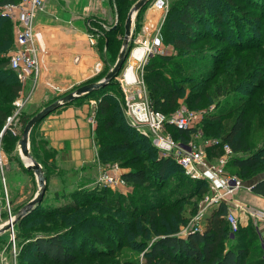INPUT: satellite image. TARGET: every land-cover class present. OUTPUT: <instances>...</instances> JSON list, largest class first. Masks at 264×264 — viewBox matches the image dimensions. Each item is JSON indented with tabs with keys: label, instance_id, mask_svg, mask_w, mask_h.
I'll use <instances>...</instances> for the list:
<instances>
[{
	"label": "rangeland",
	"instance_id": "rangeland-1",
	"mask_svg": "<svg viewBox=\"0 0 264 264\" xmlns=\"http://www.w3.org/2000/svg\"><path fill=\"white\" fill-rule=\"evenodd\" d=\"M156 1L157 0H149L141 9L138 17L133 18L130 40L131 47L118 74L112 79L113 86H105L97 89L85 99L88 100L90 107H92V105L96 104V101H98L102 92L111 93L116 104L114 107V109H117L116 118L117 120L121 119L126 123L127 120L124 114V100L120 81L123 76L126 75L127 69L132 68L133 77L142 81V101H145L150 105L152 101V92L150 91L151 86L148 83L146 84L143 79L145 66L154 58L168 57L170 58V61H168L164 67L160 65H157L156 67L162 75H166L169 78L172 85L176 86L179 93V99L176 107L167 111L163 115L166 120H171L181 111L194 112L197 115L196 121L193 122V128L196 129V133L191 136L189 141L192 143L197 153L204 154L208 160L214 162L217 157H220L224 153L222 148L218 149L219 147L216 146L213 148L212 146L216 145L219 141L220 136L226 130L227 121L232 119L234 115H229L226 118L223 116L219 122H210L207 121L206 118L222 107L236 104L239 95H246V90L251 89L254 85L260 84L261 74L264 73V60L262 59L261 64H257L256 59L257 55L264 51V49L248 50L242 54H237L234 59L231 58L232 60L229 63L230 66H217L216 71L218 73L217 76L219 77L217 82L214 84L212 81V84V82H209L208 77L210 74L208 71L214 69L212 64L213 60L216 57L220 58L223 55L224 49H227L228 44L218 42L219 34L214 32V26L210 23L213 21L211 14L219 11L222 13L224 19L235 20L241 17L240 13L235 12L233 14H227V9L223 12L222 9L215 6V2H219V0H212L207 6L209 15L203 19V23H205L204 25L200 24L199 28V31L202 33H208V38H197V43H190L188 45L190 52L186 55L187 53L183 52V50H176L172 43L174 39L180 38L177 34L180 25L176 23L179 15V7L177 8L176 5L179 0H161L164 3L161 10L155 8L154 4ZM239 3L240 0L237 1L239 7H246V5H244L245 3H242L241 5ZM132 5L133 3L130 4L128 10L122 13L124 17H122L118 23L119 29L116 36L117 43L114 46V51L110 52L105 49L101 45L103 41L101 40L100 42V38H95L96 41L92 47L94 48V51L100 55L99 61L108 62L107 64L105 63L107 69L113 66L121 49L124 21ZM173 6L176 8H173L174 10L171 11ZM95 9L96 8L94 7L89 10L90 13H88V18L94 16ZM239 11L242 10L239 9ZM246 11H252L249 12L252 13V15H248V18L252 19V21L259 17L257 13L253 14V9H245L244 12ZM108 13L109 12L105 13L107 14L106 16L105 14L103 15V20L100 19L103 24L101 26L107 29L111 25V27H117L116 24L118 20L113 22ZM9 20L13 32V44L10 49L11 52L15 49L14 37L15 32L18 29V22L10 17ZM242 22L245 23V25H249L247 21ZM94 25L90 24V27H94V29H97L100 32V29L96 28ZM251 27L252 29H256L255 25ZM94 29L92 28V30L89 31V34H91L89 36H94V33L96 32ZM231 42L236 43L232 40ZM140 47L144 48V55L137 60L131 56V54L134 53L136 48ZM10 52L8 51L7 54ZM234 53L235 52H231V55H234ZM131 64L132 66L130 67ZM232 72L239 73L240 76L235 78V75H233L226 80V73L231 74ZM13 75L14 78L11 81H15L19 85L17 96L12 97V95L6 91L2 94L0 93V101H3L1 104H4L11 109L10 116L13 115V112L16 109L19 111L17 117H15L9 124L10 128H13V130L6 128V130L1 133L3 127L0 128V151L3 161L2 170H0V226L6 223L10 218L14 217L17 213L16 211L32 199L37 191L35 175L31 170L25 168V163L18 146L22 131L20 123L21 117H32L42 108L59 99L47 97L38 100V96H34L36 88L34 79L32 78L33 75H30L24 80H22L21 76L15 72H13ZM250 75H254L256 78L251 79L252 76ZM85 79L86 78L83 79L84 82H91L92 80L90 77L88 80ZM221 79L226 81V83L221 84ZM209 83L212 85L209 86ZM213 86L216 88V93L225 90V94L220 97H213V93H215V91H213ZM45 87L46 89L48 88L47 85ZM76 87L77 86L69 87L70 89H67L66 91L61 90L59 96L66 95ZM56 88L57 86L53 85V88L44 90L46 92L44 95L51 92L50 90ZM238 89H244V91L238 92L236 91ZM207 92L211 93L210 97L203 96ZM199 94L202 95V100L194 109H192L188 106L186 100L189 97L194 100ZM83 99L78 98L75 103L66 104L64 107L54 109L35 125L29 134L28 146L30 154L41 166L43 175L46 179L45 192L41 203L42 207H44V205L62 206L67 198L66 196L70 193L76 191L87 192L94 187H98L95 184L102 167L108 168L116 165L118 166V169L120 168L124 171L130 169V167H121L120 164L122 162L120 161H110L102 164L97 159L99 147L95 140V131L98 125L95 117L96 110L92 107L93 111L89 114L91 117L87 119L88 112L85 108H82L80 104ZM15 102L20 104L18 108L14 106ZM245 107H247L246 104L241 106L240 109H245ZM247 127L250 149L249 152L240 155L247 156L253 151H259L258 153L264 157V107L260 106L249 112ZM134 131L138 133L136 130ZM12 134L16 137L13 140L14 143L9 146L8 137ZM161 134L170 135V129L167 125L164 127ZM109 138L113 137L109 136ZM114 139L115 138H113V140ZM147 139L145 145L141 146L144 147V151L141 154L147 153L145 152L146 147L154 150L152 142L149 138ZM123 155L124 157H127L130 153L123 152L122 156ZM231 156L232 154L227 158V165ZM136 167L138 166H131V168ZM172 173H174L173 175H176L181 172L180 169L174 168L171 175ZM227 173L238 177L241 181L239 191L229 197V200H231L229 204L232 203L231 205L233 206H246L247 208H254L264 212V203L262 205H253L244 200V196L249 193L248 189L250 186L264 176V169L258 171L249 179H241L239 176L235 175L236 170L233 168H228ZM171 175L166 182V186H177V181L171 178ZM122 188L123 189H119L120 191L111 190L112 193L108 197L112 198L116 197V195H121L122 198H129L137 193L130 185H125ZM208 191L202 197H199V199L193 198V200H190L185 204L187 210L192 207L191 204H196V207L195 211L192 212L193 214H189V216L187 215V211L185 212L187 215V221L181 226V234H184V231L190 227H197L200 229L204 227V216L199 221V224H195V217L202 206L204 198L209 193ZM119 203L120 205H123L124 199H122V201L120 200ZM50 206L48 209H52ZM90 208H92V211L89 210L88 213L89 215L92 214V216L86 218L87 221L84 226L77 228L75 232L66 231L62 233V238L66 247L76 252L77 260L74 264H142L143 251L147 249L148 246H140L141 248H137L142 238L137 236L135 240H131V237H129V229L127 232L121 231V226L127 221L125 218L123 219V213H117L109 209H102L101 205L97 203L95 205L93 204V206L88 209ZM37 210H39V208L35 211ZM93 212L101 216L107 215L103 218V222H101V230L96 226ZM32 215L29 216L31 217ZM30 217L27 216V220L30 219ZM36 221V223L25 225L23 228L16 227L15 224L12 230L6 231L0 235V264H23L24 262L42 264L40 262H32L29 258L30 256H28L29 254L22 259L19 257L18 253L22 242L25 239H23V237L17 238V233H22L24 231L32 237L38 231L57 232L70 225H66L67 222L64 223L62 221L50 223H46V221L49 220ZM244 227H249L254 234L258 252L263 255L260 239L262 235H264V222L251 219ZM93 235L97 236V239L99 238L102 240L104 244L100 246L97 239H95V242H90L93 241L91 239ZM236 235L229 237V246L235 242ZM133 241H136L137 245H135ZM106 249L113 250L114 254L108 258L104 257L102 252Z\"/></svg>",
	"mask_w": 264,
	"mask_h": 264
},
{
	"label": "trees",
	"instance_id": "trees-1",
	"mask_svg": "<svg viewBox=\"0 0 264 264\" xmlns=\"http://www.w3.org/2000/svg\"><path fill=\"white\" fill-rule=\"evenodd\" d=\"M238 0H219L215 2V6L224 10L227 9V14L235 12L240 13L237 19H224L219 11L211 14L213 19L210 22L214 27L213 30L218 36V42L228 44L227 49L220 58H215L212 62L213 70L208 71L209 82H217L218 77L217 66L229 65L231 58H236L237 54H242L251 49H264V0H240V5L245 3V8L237 5ZM15 0H0V8L14 3ZM112 6L113 14L116 15L117 27L111 26L107 29L99 26L100 34L99 41L102 46L114 51L116 45V36L118 34L120 19L131 3L136 0H109ZM212 0H179L176 7H179V15L176 23L180 25L177 34L180 38L172 41L176 50H183L188 55L190 43H197V38H208V33L199 31L200 24L204 25L203 19L208 17V4ZM175 6L172 7L176 8ZM241 9L242 11H239ZM253 9V14L257 13L258 18L252 21L248 15H252V11L244 10ZM141 11V10H140ZM140 11L136 15L138 17ZM242 21H247L249 25H245ZM207 22V21H206ZM242 22V23H241ZM208 25V24H207ZM243 25V26H242ZM255 25L256 29L251 26ZM213 32V33H214ZM263 33V34H261ZM228 36V37H227ZM96 40V39H95ZM235 41L236 43H232ZM13 44V32L8 16L0 14V93L9 92L12 97L17 96L19 85L15 81L13 71L8 68L7 52H10ZM231 52H235L231 55ZM264 60V51L257 55L256 63L261 64ZM115 61V59H114ZM113 61V62H114ZM170 61V58H154L145 66L143 74L144 82L149 84L152 92L151 107L154 111L161 114L174 109L179 99V93L176 86L166 75H162L157 69V65L164 67ZM255 62V61H254ZM230 66V65H229ZM107 68L105 70V73ZM103 73V76L105 75ZM235 75L238 78L239 73H226V80ZM251 79L256 78L254 75ZM259 76V75H258ZM257 76V77H258ZM212 82V84H213ZM228 82V81H227ZM226 81L221 79V84ZM209 83V86L212 85ZM113 86L111 80L106 87ZM215 86V85H214ZM213 86V91L216 88ZM238 92L244 89L236 90ZM5 94V93H4ZM89 94L84 95L87 97ZM225 94V90L218 93H213V97H220ZM211 93L207 92L205 97H210ZM83 96V97H84ZM202 95H197L194 100L187 98V104L192 109L197 106ZM81 98V97H80ZM78 99V98H77ZM0 101V128L3 127L6 118L11 113V109ZM246 104L245 109H240ZM115 101L111 93L102 92L96 104L95 117L97 119V127L95 131V140L98 144L97 159L103 164L104 162L120 161L121 167H130L128 171L121 175L125 185L132 186L136 190V195L131 197H108L112 192L107 187H94L91 190L76 191L67 195L62 206H41V202L27 215L22 217L16 227H24L25 225L36 223V220H49L50 222H67L68 227L57 232L38 231L32 237L26 232L17 233V238L23 237L19 250V257L30 256L32 262L42 264H74L77 260V255L74 250H70L64 244L62 233L66 231H76L77 228L84 226L89 215V207L100 204L102 209H109L117 213H123V219L127 220L121 226V231L127 232L129 229V237L131 240L141 237V242L137 248L148 246L143 251L142 264H264L262 255L258 252L254 234L249 227H240L235 233L236 239L232 245H228L230 236L229 228L225 221L227 214V205L220 203L207 216L203 217L204 227L197 231L187 229L184 234H181V226L187 221L186 216L193 214L196 204H191L189 210L185 208V204L193 198L199 199L207 191V183L203 180L190 179L184 174L183 169L170 157H161L156 149L146 147V154H141L144 151L146 137L140 133H136L128 123L123 120H117V109ZM264 107V73L261 74L259 85H254L251 89L246 90V95H239L236 104H231L228 107H222L216 112L210 114L206 119L210 122H219L221 118L234 115L227 121V127L224 133L220 136L216 145L221 149L223 145H227L232 156L229 159L226 169L233 168L236 170L237 176L241 179H249L258 171L264 169V157L258 152L253 151L247 156L240 154L249 152L250 140L247 136L249 120V112ZM31 117L22 116L20 123L22 130ZM170 129V135L175 140L188 142L196 129L193 127L179 129L171 125H167ZM22 133V131H21ZM109 136L115 138H109ZM115 136V137H114ZM15 135H9V146L14 143ZM148 140V139H147ZM260 149V148H259ZM221 151V150H220ZM123 152H129L127 157L122 156ZM131 166H138L131 168ZM180 169V174L173 175L172 170ZM177 181V186H166L169 176ZM166 180V181H165ZM166 186V187H165ZM152 190V191H150ZM251 192L261 198H264V176L259 178L251 188ZM124 199V204L120 205L119 201ZM49 206L52 209H48ZM35 211L36 209H38ZM42 209V210H40ZM98 211V210H95ZM187 211V215L185 212ZM17 212V211H16ZM36 212V213H35ZM33 214V215H32ZM29 215H32L31 217ZM94 221L99 230L102 229L103 218L95 214ZM30 217L27 220L26 217ZM83 218V219H82ZM91 219V218H90ZM89 220V219H88ZM75 221V222H74ZM100 222V223H98ZM95 242L97 236L91 237ZM100 246L104 244L102 240L97 239ZM137 245L136 241H133ZM104 257L108 258L114 254L113 250H105L102 252ZM23 264H31L24 262Z\"/></svg>",
	"mask_w": 264,
	"mask_h": 264
},
{
	"label": "built area",
	"instance_id": "built-area-1",
	"mask_svg": "<svg viewBox=\"0 0 264 264\" xmlns=\"http://www.w3.org/2000/svg\"><path fill=\"white\" fill-rule=\"evenodd\" d=\"M45 0H15L14 3L7 4L0 8V14L13 18L18 22V29L15 32V49L11 51L8 58V68L19 74L22 80L33 75L34 82L39 73V55L45 52L41 33L35 29L34 20L36 15L43 11ZM163 2L157 0L155 8L161 10ZM94 36L89 37V43L94 44ZM124 100V114L128 125L138 133L150 139L152 146L161 157H170L182 167L184 174L190 179L203 180L207 183L209 193L202 202L195 217V224L204 216L206 210L220 203H226L229 197L237 193L241 187V181L234 175L227 173V158L231 151L227 145L222 146L223 155L217 157L214 162L208 160L205 155L197 153L190 141L183 142L173 139L171 135L161 134L166 125H171L179 129L193 127L197 115L192 111H181L171 120H166L163 114L154 111L148 103L142 101V81L133 76L127 78L126 75L120 81ZM15 107L20 104L15 102ZM18 109L8 116L1 133L10 128L11 121L17 117ZM14 132V131H13ZM2 156L0 151V170H2ZM99 187H107L111 190L123 189L125 182L121 178L118 166L113 165L108 168H101L96 184ZM120 191V190H119ZM239 215L235 214V209L227 208L225 216L226 224L229 228L230 236L235 235L242 224V218H251L264 222V212L254 208L240 207ZM192 231L200 230L197 227H190ZM261 248L264 259V235L261 237Z\"/></svg>",
	"mask_w": 264,
	"mask_h": 264
},
{
	"label": "crops",
	"instance_id": "crops-1",
	"mask_svg": "<svg viewBox=\"0 0 264 264\" xmlns=\"http://www.w3.org/2000/svg\"><path fill=\"white\" fill-rule=\"evenodd\" d=\"M94 7L96 8L94 16L88 18L89 10ZM105 11L109 12L108 14L111 16L112 21L115 22L117 18L113 14L109 0H45L43 11L39 12L34 20L35 29L41 33L45 47V52L39 55V73L36 82H34L36 88L34 96L37 95L38 100L47 97L60 99V97L65 96V94L59 96L61 90L66 91L75 86H77L75 88L77 89L82 85L97 82L104 77L105 63L107 64L108 62L99 61L100 55L92 47L95 44V38L98 37L100 32L94 27H90V24L94 25L95 23L94 26L96 28L103 25L100 19H104L103 15L107 13ZM92 28L96 31L93 45L89 43V35H91L89 31ZM109 69H107L106 73ZM89 77L92 79L91 82H84L83 79L86 78L88 80ZM46 85L48 88H53V85H56L57 88L54 90L49 89L51 92L47 93L48 95H44L46 93L44 90L48 89H46ZM85 98V96L81 97L83 100L80 104L88 112L87 119H89L91 117L89 114L93 111V108L96 110L97 101L96 104L92 105V108ZM76 101L77 99L67 104H72ZM61 107H64V105L59 108ZM125 172L119 168L121 175ZM248 192L244 196V200L248 203L253 205H262L264 203V198L254 195L249 189ZM230 201L223 203L227 205V208L235 209V214L238 216L239 209L236 208V205L229 204ZM217 206L215 205L206 210L204 217ZM250 220L251 218L249 217L242 218L241 226L244 227Z\"/></svg>",
	"mask_w": 264,
	"mask_h": 264
},
{
	"label": "water",
	"instance_id": "water-1",
	"mask_svg": "<svg viewBox=\"0 0 264 264\" xmlns=\"http://www.w3.org/2000/svg\"><path fill=\"white\" fill-rule=\"evenodd\" d=\"M149 0H137L132 7L130 8L125 21H124V32L122 38L121 49L117 55L114 65L108 70L102 79L97 82H91L85 85H82L75 89L74 91L68 93L67 95L61 97L60 99L54 101L53 103L45 106L34 116H32L27 123L25 124L21 138L18 141V146L22 157L29 161L25 165L26 169L31 170L36 178L37 191L36 194L30 199L25 205H23L15 216L9 219L6 223L0 226V235L6 231L12 230L13 226L25 215L30 213L42 200L45 192V176L43 175V170L39 163L31 156L29 151V134L31 130L37 125L46 115L52 112L54 109L59 108L67 103L72 102L73 100L80 98L86 94L92 93L93 91L105 87L119 72L120 68L123 65V62L129 52L131 47V26L133 23V18L136 17L138 12L146 5ZM112 28H115L114 26ZM252 186L249 190L251 191Z\"/></svg>",
	"mask_w": 264,
	"mask_h": 264
},
{
	"label": "bare ground",
	"instance_id": "bare-ground-1",
	"mask_svg": "<svg viewBox=\"0 0 264 264\" xmlns=\"http://www.w3.org/2000/svg\"><path fill=\"white\" fill-rule=\"evenodd\" d=\"M133 51V50H132ZM143 55H144V48L143 47H140V48H136L135 50H134V53L133 54H131V56H133L135 59H140V58H142L143 57ZM132 66V64L130 65V67ZM133 76V72H132V68H128L127 69V72H126V77L127 78H131ZM23 160H24V163H25V165L26 164H28L29 163V161L28 160H26L24 157H23ZM13 218V217H12ZM11 218V219H12Z\"/></svg>",
	"mask_w": 264,
	"mask_h": 264
}]
</instances>
